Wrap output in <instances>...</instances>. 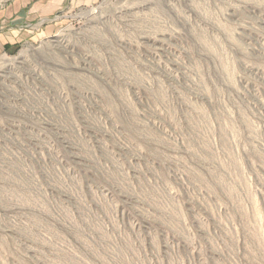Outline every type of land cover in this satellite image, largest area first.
<instances>
[{"label": "rangeland", "instance_id": "1", "mask_svg": "<svg viewBox=\"0 0 264 264\" xmlns=\"http://www.w3.org/2000/svg\"><path fill=\"white\" fill-rule=\"evenodd\" d=\"M0 31V264H264V0Z\"/></svg>", "mask_w": 264, "mask_h": 264}, {"label": "crops", "instance_id": "2", "mask_svg": "<svg viewBox=\"0 0 264 264\" xmlns=\"http://www.w3.org/2000/svg\"><path fill=\"white\" fill-rule=\"evenodd\" d=\"M97 0H11L4 6H0V23L21 24L28 22L30 24L44 23L55 20V15L64 12L66 9L78 6H90ZM1 32V31H0ZM6 34L11 41L16 36L21 39L24 33L17 34L12 31ZM0 33V37H3Z\"/></svg>", "mask_w": 264, "mask_h": 264}]
</instances>
